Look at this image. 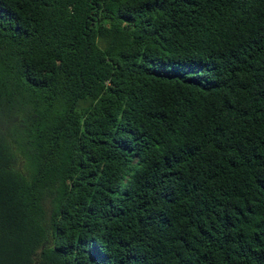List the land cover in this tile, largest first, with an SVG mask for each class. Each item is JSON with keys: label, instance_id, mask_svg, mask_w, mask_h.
<instances>
[{"label": "trees", "instance_id": "16d2710c", "mask_svg": "<svg viewBox=\"0 0 264 264\" xmlns=\"http://www.w3.org/2000/svg\"><path fill=\"white\" fill-rule=\"evenodd\" d=\"M0 264H264V0H0Z\"/></svg>", "mask_w": 264, "mask_h": 264}]
</instances>
